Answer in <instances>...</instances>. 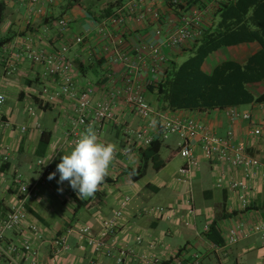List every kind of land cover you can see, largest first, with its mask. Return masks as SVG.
Masks as SVG:
<instances>
[{"label": "crops", "instance_id": "1", "mask_svg": "<svg viewBox=\"0 0 264 264\" xmlns=\"http://www.w3.org/2000/svg\"><path fill=\"white\" fill-rule=\"evenodd\" d=\"M72 1L74 0H55L53 4H45V0L39 2L0 0L4 4L0 12V94L5 98L0 109V153L5 146L10 148V162L5 168H0V195L4 202H14L15 174L22 175L28 183L37 184L38 196L29 201L26 207L24 225L37 226L44 237V241L39 242L33 235L26 236L39 249L41 263L115 264L112 259L94 253L89 247L79 250L74 233L69 239L72 247L70 254L51 261L47 240L55 232L81 225H89L97 232L100 222L111 217L113 212L118 210L120 201L124 197H129L131 201L120 220L121 230L115 240L116 247L135 246V237L140 236L143 238V245L137 247L138 251L147 252L163 261L176 257L182 262L193 263L195 257H198V264H264V240L251 230L253 225L264 219V186L260 181V173L255 172L250 178L245 179L241 169L203 160L199 155L198 146L195 145L199 166L191 168L187 177H182L183 183L174 193L175 201L166 206H163V203L149 204V197L142 195L143 189L159 193L163 188V179L156 177L143 185H139L138 182L146 174L137 182L130 179L128 171L136 170L143 163L144 150L134 152L129 157L123 156L122 148L125 144L123 132L126 127H142L143 121L120 100L114 110L119 119L118 124L106 123L99 136L101 141L113 143L117 147L116 159L108 170V177L118 175L117 181L101 185L100 190L93 197H89L88 200H91L89 206L80 209L74 200L75 195L69 194L73 190L69 183L67 181L62 185L57 183L59 173L51 181L45 177L44 184L39 182L40 172L36 163L34 164L35 159L46 160L55 171L62 155L69 154L72 150V147L67 146V140L69 126L74 117V105L60 93L58 79L43 77L40 65L21 56L24 47L29 45L37 50L55 53L61 47L67 46L65 58L72 65L78 87L82 88L90 83L95 88L96 99L101 98L105 92L103 81L106 73L113 71L121 75L122 72L121 65L110 67L105 59L112 54L116 38L110 35L100 37L97 33L98 23L104 19L98 17L100 11L93 12L87 9L88 12H85L80 3L78 4L79 0L75 4ZM40 4H44V8L42 14L38 15L36 10ZM61 18L69 20V28L63 31L57 26V21ZM152 30V27L132 25L124 33V39L130 38L131 35L144 38ZM77 36L84 37L81 45H75L73 42ZM105 48L110 49L106 55L104 53L106 57L103 55ZM173 54L169 53V58ZM103 57L104 61L97 64ZM236 59H240L239 54ZM145 97L157 111L155 97L147 93ZM244 107L247 110H243ZM236 109L250 113L258 119L261 128L259 137L250 135L245 122L235 125V130L247 152L253 157L263 159L264 114L257 110L256 105ZM169 114L195 115L201 122L208 123L218 136H224L229 127L228 120L221 111L208 114L188 112ZM1 122L11 123L13 130L2 127ZM22 127L25 128L24 133L19 131ZM43 132L49 133L50 139L42 156H39L41 153L38 151L39 140ZM176 142V136H171L166 141L161 140L159 151L161 161L163 150L173 152ZM182 160L180 169L187 165V162ZM167 165L164 162V166L155 170L153 165L149 164L147 170L152 167L161 173L168 167ZM179 170L177 175L180 177ZM221 173L226 180L232 178L247 181L249 190L245 196L250 202L247 209L241 206L240 193L231 192L225 186L221 188L215 186V180ZM197 181L198 190L201 191V199L198 201L193 197V183ZM58 188L63 189L62 193L58 192ZM101 190L106 192L105 200L99 198ZM183 195H186V198ZM156 208H163L164 211L148 213V210ZM206 225H209V229L211 226L214 227L210 235L204 234ZM233 227H244L248 232L236 244L228 245L226 235ZM12 239L16 240V237ZM149 244L153 245V248L147 250Z\"/></svg>", "mask_w": 264, "mask_h": 264}, {"label": "built area", "instance_id": "2", "mask_svg": "<svg viewBox=\"0 0 264 264\" xmlns=\"http://www.w3.org/2000/svg\"><path fill=\"white\" fill-rule=\"evenodd\" d=\"M32 1L39 2V0ZM53 3L55 0H45V4ZM213 7L212 3H206L202 7L195 0H127L115 6L111 15L99 21L97 33L100 37L110 35L116 38L112 54L105 58L110 50L105 48L103 58L107 60L110 67L121 65L122 72L121 75L113 71L106 73L104 77L106 89L99 99L95 98V88L90 83L82 88L78 87L72 65L65 58L68 52L67 46L61 47L55 53H47L26 45L21 56L40 65L43 77L58 79L60 93L74 105V117L68 130L67 146L73 147V141L89 124L94 126L99 136L106 123L118 124L119 119L114 110L120 100L143 121L140 128H124L123 156L129 157L134 152L149 148L157 138L166 141L171 136H176L178 154L187 162V165L179 170V182H182V177L190 174L191 168L199 166L196 145L203 160L241 169L245 179L259 172L261 184L264 186V158L250 156L246 146L239 141L235 130V125L245 122L251 136L261 135L258 119L250 113H241L236 108L222 111L228 120L229 127L224 136H218L208 123L201 122L195 115H170L157 112L145 97L146 85L160 81L161 73L168 62V54L180 51L198 39ZM43 8L44 4H40L36 13L42 14ZM132 25L143 28L152 27L153 30L147 37L131 35L125 40L124 33ZM57 26L61 31L66 30L69 28V20L61 18L57 21ZM83 41V36H77L73 42L75 45H81ZM4 102L5 98L0 94V109ZM257 110L264 114V105H257ZM1 126L13 130V125L9 122H1ZM19 131L24 133L25 128H19ZM9 152L8 146L2 149L0 168L9 164ZM36 166L40 172L39 182L44 184L45 177L54 171L44 159H38ZM223 173L217 176L215 186L217 188L225 186L231 192L240 193L241 206L247 209L250 205L249 199L245 196L249 190L247 181L232 178L226 180ZM13 180L16 185V191L13 194L14 202L6 203L0 195V212L2 211L0 216V264H42L39 249L26 236L33 235L39 242H43L44 237L37 226L24 225L26 207L29 201L38 196L37 184L26 182L20 174H15ZM69 194L74 196L76 191L71 190ZM130 201L129 197H124L119 203L118 210L114 211L111 217L100 222L97 232L89 225L55 232L47 240L50 260L56 261L60 256L70 254L72 247L69 239L74 233L79 250L89 247L94 253L112 259L115 264H130L131 262L134 264H163L165 261L147 252L138 251L137 247L143 245V238L140 236L135 237V246H115L116 237L121 230L120 220ZM163 211V208H156L148 210V213H162ZM208 230L209 225H206L204 232ZM251 230L258 233L264 240V219L253 225ZM247 232L248 229L244 227L230 228L226 235V243L236 244L246 236ZM12 237H16V240ZM152 248L153 245L147 246V250ZM173 260L172 264H198V257H195L193 263L182 262L176 257Z\"/></svg>", "mask_w": 264, "mask_h": 264}, {"label": "trees", "instance_id": "3", "mask_svg": "<svg viewBox=\"0 0 264 264\" xmlns=\"http://www.w3.org/2000/svg\"><path fill=\"white\" fill-rule=\"evenodd\" d=\"M195 1L202 7L206 3H212L214 7L198 39L180 51L173 52L172 57L168 56L160 81L146 85L145 93L156 99L157 112L208 114L228 108L264 105V0ZM114 2L102 6L98 15L100 19L111 15L114 7L121 4L122 0ZM3 7L4 4L0 2V12ZM254 43L258 46L256 51L244 49L239 53L240 59L223 61L210 72L203 69L207 58L219 49ZM185 54H189V57L179 64L177 59ZM103 59L98 60L97 64L103 62ZM49 139V133L41 134L39 156H42ZM161 144L157 138L149 148L142 150L143 163L136 170L128 171L133 182L145 176L149 164L155 170L164 166V161L159 158ZM117 179L118 175L107 177L105 183L113 184ZM74 200L79 209L88 207L91 202L79 199L77 193ZM213 228L211 226L204 234L210 235ZM173 261L170 259L163 264H172Z\"/></svg>", "mask_w": 264, "mask_h": 264}, {"label": "clouds", "instance_id": "4", "mask_svg": "<svg viewBox=\"0 0 264 264\" xmlns=\"http://www.w3.org/2000/svg\"><path fill=\"white\" fill-rule=\"evenodd\" d=\"M116 152V145L101 141L94 126L89 124L73 141L71 152L62 155L56 170L47 179L51 181L59 173L57 183L62 185L67 181L79 199L93 197L106 182ZM62 191L58 188V192Z\"/></svg>", "mask_w": 264, "mask_h": 264}, {"label": "rangeland", "instance_id": "5", "mask_svg": "<svg viewBox=\"0 0 264 264\" xmlns=\"http://www.w3.org/2000/svg\"><path fill=\"white\" fill-rule=\"evenodd\" d=\"M80 5L85 9V12L93 11V12H99L101 10V7L104 6L108 1L111 0H79ZM114 1V0H112ZM127 0H122V2H126ZM73 4H75V1H72ZM83 10V9H82ZM249 48L250 52H254L258 49L257 44H251V45H240L236 47H224L219 49L217 52L211 54L204 66L203 69L207 72H210L211 69L217 65L220 64L223 61L226 60H237V56L239 53H241L244 49ZM189 57V54H185L180 56L177 59V62L180 64L183 61H185ZM243 110H247L246 107L243 108ZM243 113V112H241ZM163 161L165 164H168L166 169H163V172L158 173L156 172L152 167H149L147 170L146 176L138 182L139 185H143L147 181H152L156 177H161L163 179V188L160 189L159 193H154L149 189H143L142 195L148 198V202L151 205L155 204H162L163 206H166L167 204L172 203L175 201L174 193L178 189L181 183L178 182L179 176L177 175L178 170L180 169L183 160L181 159L180 155L178 154V151L176 148L173 149V152H168L166 150H163ZM36 163V159L34 161V164ZM177 179V180H176ZM175 181V182H174ZM177 181V182H176ZM193 197L196 198V201L201 199V191L198 190V181L197 183H193ZM106 194L105 190H101L99 193V198L101 200H105L104 195ZM151 195V196H150ZM184 198H186V195H183ZM86 200L89 199L85 198ZM83 213V212H82Z\"/></svg>", "mask_w": 264, "mask_h": 264}]
</instances>
